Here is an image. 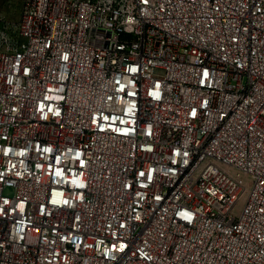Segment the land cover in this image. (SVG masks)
I'll return each instance as SVG.
<instances>
[{"label": "built area", "instance_id": "obj_1", "mask_svg": "<svg viewBox=\"0 0 264 264\" xmlns=\"http://www.w3.org/2000/svg\"><path fill=\"white\" fill-rule=\"evenodd\" d=\"M0 264H264V0L0 19Z\"/></svg>", "mask_w": 264, "mask_h": 264}, {"label": "rangeland", "instance_id": "obj_2", "mask_svg": "<svg viewBox=\"0 0 264 264\" xmlns=\"http://www.w3.org/2000/svg\"><path fill=\"white\" fill-rule=\"evenodd\" d=\"M24 0H0V19H7L10 21H17L21 15V9ZM232 173L236 175V171L232 170ZM240 181L247 186L248 191L251 189L253 178L247 174H241L239 176ZM247 194L243 196L242 201L239 203L238 208L242 206ZM237 208V209H238ZM239 210L236 211L238 213Z\"/></svg>", "mask_w": 264, "mask_h": 264}]
</instances>
